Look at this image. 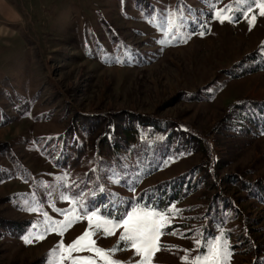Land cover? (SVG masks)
<instances>
[{"label":"rangeland","instance_id":"rangeland-1","mask_svg":"<svg viewBox=\"0 0 264 264\" xmlns=\"http://www.w3.org/2000/svg\"><path fill=\"white\" fill-rule=\"evenodd\" d=\"M11 2L22 13L0 70V264H70L57 245L86 230L138 264L122 227L106 236L87 216L148 211L167 218L152 264H191L221 236L223 264H264V0ZM129 115L143 120L127 143Z\"/></svg>","mask_w":264,"mask_h":264},{"label":"snow or ice","instance_id":"snow-or-ice-1","mask_svg":"<svg viewBox=\"0 0 264 264\" xmlns=\"http://www.w3.org/2000/svg\"><path fill=\"white\" fill-rule=\"evenodd\" d=\"M243 2V0H238ZM260 9V15L264 16V3L258 5ZM247 13H245L246 15ZM220 13H217V17H220ZM255 21V16L249 20V24L252 25ZM67 199V198H65ZM69 203H74L69 201ZM72 212L73 219L78 220L80 217L75 213V209L70 210ZM65 216V223L61 224L62 229L70 227L73 223V219L69 218L67 212L60 213ZM93 218H96L97 222L93 225ZM47 219V218H46ZM89 221V229H95L96 231L103 230L104 235H113L116 228L122 227L123 232L119 236L120 241L130 242V247L135 250V254L140 256L138 264H152V258L155 252L159 251L161 246L159 244V238L161 235L166 234L161 231L164 227L166 217L163 214L148 212H134L128 215V218L123 220L121 224H112L109 221L100 220L95 212L91 216H87ZM51 224H56L52 221ZM51 230V228H49ZM58 234L62 235V231ZM95 231L86 230L80 237L77 238L71 245L65 247L62 243L57 245V249L67 253V258L70 260V264H95V261L91 258H73L72 253L89 251L95 255L104 259L105 264H118L117 261L110 258V254H114L120 250L119 246H115L111 250H102L95 245V241L90 237L95 235ZM37 238H43L38 236ZM87 241V243H85ZM222 236L217 237L214 241L206 243L207 254H201L191 261V264H223L224 256L228 255L226 245H222ZM26 243L31 241L26 237ZM199 248V242H197ZM57 253L53 252L50 255L55 256ZM49 264H53L50 261Z\"/></svg>","mask_w":264,"mask_h":264},{"label":"crops","instance_id":"crops-1","mask_svg":"<svg viewBox=\"0 0 264 264\" xmlns=\"http://www.w3.org/2000/svg\"><path fill=\"white\" fill-rule=\"evenodd\" d=\"M21 13L19 6L13 4L11 0H0V70L7 62H15L7 60L13 54V44L11 42L13 37L9 35V25L18 21ZM18 45H20V42Z\"/></svg>","mask_w":264,"mask_h":264},{"label":"trees","instance_id":"trees-1","mask_svg":"<svg viewBox=\"0 0 264 264\" xmlns=\"http://www.w3.org/2000/svg\"><path fill=\"white\" fill-rule=\"evenodd\" d=\"M120 116V115H119ZM126 119H127V122H128V126H125V127H120V130L123 134L124 137H126V140L125 142L128 143L129 140H131L136 134L134 132V130L132 131V128H131V124H129V122H132L133 120H136V121H139V122H142L141 120H143L142 118L143 117H139L137 119L133 118L131 115L129 116H124ZM116 119L120 118V117H115ZM146 121V120H144ZM186 137V136H185ZM190 138V137H189ZM107 142V141H106ZM110 147L112 148V151H114V153H117V151H119V149L121 148L120 145L118 143H111Z\"/></svg>","mask_w":264,"mask_h":264}]
</instances>
